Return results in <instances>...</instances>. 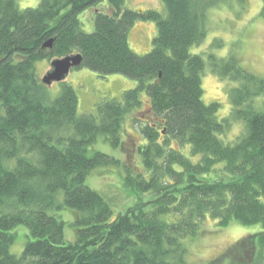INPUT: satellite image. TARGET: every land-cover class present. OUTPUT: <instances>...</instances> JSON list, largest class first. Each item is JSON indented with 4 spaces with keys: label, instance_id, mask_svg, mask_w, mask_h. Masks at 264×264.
I'll list each match as a JSON object with an SVG mask.
<instances>
[{
    "label": "trees",
    "instance_id": "1",
    "mask_svg": "<svg viewBox=\"0 0 264 264\" xmlns=\"http://www.w3.org/2000/svg\"><path fill=\"white\" fill-rule=\"evenodd\" d=\"M161 1L166 17L127 9V0H40L27 9L0 0V264H188L185 242L205 233L208 218L219 227L259 226L223 264H264V78L236 53L211 54L206 64L191 52L208 35L213 0ZM262 6L264 20V0ZM89 10L92 34L82 26L89 19L80 20ZM138 21L157 25L143 56L129 45ZM73 54L83 57L77 69L122 75L136 88L99 102L95 114H80L74 87L63 82L53 98L36 69ZM208 66L233 84L225 118L219 102L203 101ZM144 97L150 108L139 120ZM130 118L144 139L136 148L139 172L103 152L90 154L101 136L124 148ZM234 123L243 132L227 143ZM118 167L124 187L152 201L115 214L87 185L94 170ZM65 208L76 214L74 242L56 215ZM20 226L29 239L18 256L10 251Z\"/></svg>",
    "mask_w": 264,
    "mask_h": 264
},
{
    "label": "rangeland",
    "instance_id": "2",
    "mask_svg": "<svg viewBox=\"0 0 264 264\" xmlns=\"http://www.w3.org/2000/svg\"><path fill=\"white\" fill-rule=\"evenodd\" d=\"M21 9L36 8L40 0H18ZM208 8L207 20L209 25L208 35L201 46L192 49L193 54L204 57L206 64L209 62V55L218 57H229L232 53L238 54L241 65L253 72L255 75L264 78V20L261 16L263 0H213ZM102 7V6H101ZM125 7L130 10H155L163 16H167L164 3L161 0H127ZM86 11L80 15L83 21L86 17L90 21L92 12ZM92 20L83 22V30L93 32ZM157 25L154 22H135L129 34V45L137 55H146L153 48V41L157 36ZM54 61V60H53ZM53 61H40L36 65L37 74L43 79L52 67ZM207 67L202 76L204 90L203 101L206 104L219 102L221 110L219 117H227L232 110V102L229 90L233 84L228 80L219 78ZM41 81V80H40ZM65 83L73 86L79 100L80 114H95L99 102L107 99L118 98L131 89L136 88L137 82L122 75L101 77L88 69H72L67 76ZM62 83H54L47 86L52 92V97L59 96ZM144 106L135 113V118L146 120V111L150 108V101L144 97ZM143 112V113H141ZM141 124V123H140ZM140 126L134 125L132 119L126 121L124 148L115 149L104 137H99V142L90 150L103 152L119 159V162L127 165L131 170L139 172L140 161L136 155V148L143 144L144 139L140 134ZM243 132V125L234 123L232 129L225 134L223 139L227 143L235 142L236 138ZM176 148V146H175ZM179 149V148H177ZM141 171V170H140ZM123 167L98 168L90 173L87 178V185L105 196L113 205L115 214L137 206L140 203H149L152 198L143 197L124 187ZM65 221V239L67 242L76 240V214L71 209H63L56 214ZM260 227L242 226L233 223L226 227H219L214 219L208 218L205 221V233L199 238H191L185 242L188 264H223L225 259L233 257L232 250L238 246L242 239L250 234H255ZM13 232L17 233L15 244L11 247V253L21 255L29 239V231L25 226H20Z\"/></svg>",
    "mask_w": 264,
    "mask_h": 264
},
{
    "label": "water",
    "instance_id": "3",
    "mask_svg": "<svg viewBox=\"0 0 264 264\" xmlns=\"http://www.w3.org/2000/svg\"><path fill=\"white\" fill-rule=\"evenodd\" d=\"M54 39L48 41L45 45V49H52ZM83 64V57L81 54H73L72 56H66L61 59H55L52 62V71L45 75L41 79L42 83L46 86H52L54 83L64 82L72 69L81 67Z\"/></svg>",
    "mask_w": 264,
    "mask_h": 264
}]
</instances>
